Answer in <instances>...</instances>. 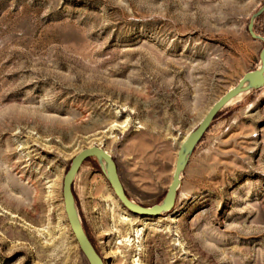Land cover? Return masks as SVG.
<instances>
[{
	"label": "rangeland",
	"instance_id": "obj_1",
	"mask_svg": "<svg viewBox=\"0 0 264 264\" xmlns=\"http://www.w3.org/2000/svg\"><path fill=\"white\" fill-rule=\"evenodd\" d=\"M263 8L0 0V264H89L63 199L85 149L113 156L134 203L161 204L183 139L260 69L264 43L249 25ZM254 32L264 39V13ZM74 194L105 264H264V87L217 115L171 213L147 221L129 212L94 158Z\"/></svg>",
	"mask_w": 264,
	"mask_h": 264
},
{
	"label": "water",
	"instance_id": "obj_2",
	"mask_svg": "<svg viewBox=\"0 0 264 264\" xmlns=\"http://www.w3.org/2000/svg\"><path fill=\"white\" fill-rule=\"evenodd\" d=\"M263 13L264 8L252 18L249 25V33L254 40H262L264 43V39L254 32V21ZM261 63L262 65L259 70L246 74L234 89L229 91L213 105L198 128L192 131L182 143L178 153L172 183L161 204L152 207H144L134 203L127 195L123 186L116 160L106 150L100 147H91L83 150L73 159L63 183L65 213L79 248L89 264H105V262L90 241L76 207L74 182L83 163L91 158L96 159L100 163V166L102 167V170L117 198L121 204L135 216L141 218H159L165 214L171 213L176 206L178 191L181 186V177L187 167L189 158L203 140L217 115L241 93H249L253 90L264 87V48L261 53ZM100 160H103L106 163V170L101 165Z\"/></svg>",
	"mask_w": 264,
	"mask_h": 264
},
{
	"label": "bare ground",
	"instance_id": "obj_3",
	"mask_svg": "<svg viewBox=\"0 0 264 264\" xmlns=\"http://www.w3.org/2000/svg\"><path fill=\"white\" fill-rule=\"evenodd\" d=\"M244 94H248V93H241L239 96H237L236 98H234V99H237V98H239L240 96H242V95H244ZM233 99V100H234ZM233 100L231 101V102H233ZM213 107V106H212ZM188 137V136H187ZM186 137V138H187ZM185 138V139H186ZM185 139H183V141H182V143L185 141ZM100 162H101V165L103 166V168L106 170V163L103 161V160H100ZM143 219H145V220H147V221H153V220H158V219H154V218H143ZM136 233L138 234L139 232L138 231H136Z\"/></svg>",
	"mask_w": 264,
	"mask_h": 264
}]
</instances>
